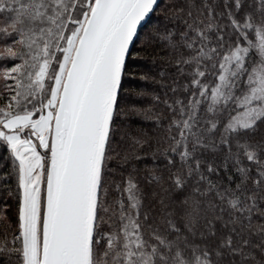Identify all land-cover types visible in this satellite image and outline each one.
I'll return each instance as SVG.
<instances>
[{"label": "snow or ice", "instance_id": "snow-or-ice-1", "mask_svg": "<svg viewBox=\"0 0 264 264\" xmlns=\"http://www.w3.org/2000/svg\"><path fill=\"white\" fill-rule=\"evenodd\" d=\"M0 264H264V0H0Z\"/></svg>", "mask_w": 264, "mask_h": 264}]
</instances>
